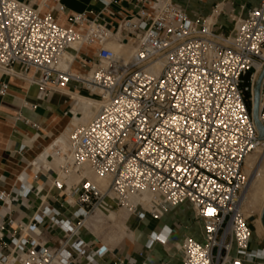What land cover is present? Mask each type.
Wrapping results in <instances>:
<instances>
[{
	"label": "built area",
	"instance_id": "2783aa9c",
	"mask_svg": "<svg viewBox=\"0 0 264 264\" xmlns=\"http://www.w3.org/2000/svg\"><path fill=\"white\" fill-rule=\"evenodd\" d=\"M97 1L100 12L70 13L64 24L48 0H0V72L15 75L19 64V74L38 87L40 99L73 86L99 103L91 121L73 126L65 143L57 139L52 145V155L63 159L54 185L73 198L82 219L130 205L132 198L137 200L132 213L156 220L190 203L204 240L185 238L179 245L182 264L263 260L264 250L251 249L253 231L240 199L249 181L245 162L264 145L252 112L264 66V0L240 14L228 34L214 30L219 5L211 16L193 18L176 0H134L135 12L115 22L118 0ZM59 10L67 12L63 5ZM115 37L134 46L128 59L110 47ZM92 45V52L86 50ZM67 51L73 58L62 69L60 57ZM9 88L2 81L0 96ZM260 100L264 126V80ZM87 170L108 179L107 187L90 179ZM74 175L78 181H71ZM144 194L151 195L147 204ZM5 197L0 192V199ZM46 213L65 233L59 249L13 239L20 254L0 252V264L71 262L66 248L84 221L72 224L57 219L58 212ZM6 223L0 224V239ZM70 246L91 264L106 254L104 248L86 253L82 239Z\"/></svg>",
	"mask_w": 264,
	"mask_h": 264
},
{
	"label": "crops",
	"instance_id": "0c3cea01",
	"mask_svg": "<svg viewBox=\"0 0 264 264\" xmlns=\"http://www.w3.org/2000/svg\"><path fill=\"white\" fill-rule=\"evenodd\" d=\"M21 1L38 3L40 0ZM48 1L57 19L64 24H67V14L84 11L96 14L102 9L97 0ZM133 1L118 0L113 5L115 22L135 12ZM176 3L185 7L193 18L211 16L215 6L219 5L214 30L228 34L234 29L237 17L258 5L259 0H176ZM62 5L67 12L59 10ZM20 70L21 66L16 64L15 75L0 72V83L5 81L10 85L9 91L0 96V192L6 194L3 200L0 199V224L6 223L8 218L14 221L12 225L6 223L0 239V252L8 254L11 250L13 256L20 254L13 239L15 242L36 239L59 249L65 233L47 215L48 210L58 212L57 219L72 224L82 219L76 215L78 207L74 200H69L65 190L54 185L60 164L52 155V145L74 118V98L69 93L75 92L74 87L52 91L40 99L38 87L22 77ZM31 105L36 108L31 109ZM121 209L115 207L98 212L108 216L114 211L120 214ZM93 214L82 219L85 222L78 236L69 242L66 249L72 252L73 259L68 264H91L71 248L70 245L78 239L85 241L86 253L99 248L106 250L103 257L95 258L97 264H182L183 252L179 245L185 238L204 240L202 223L193 219V209L188 202L171 208L158 220L149 213H130L124 218V234H100ZM31 224L36 225L35 231L30 229ZM262 232L256 234L253 231L252 250H264ZM258 263L264 264V259L247 264Z\"/></svg>",
	"mask_w": 264,
	"mask_h": 264
},
{
	"label": "rangeland",
	"instance_id": "374dc122",
	"mask_svg": "<svg viewBox=\"0 0 264 264\" xmlns=\"http://www.w3.org/2000/svg\"><path fill=\"white\" fill-rule=\"evenodd\" d=\"M124 45H127V44H124ZM251 73H252V70L249 71L248 74L244 77L245 83L243 84V86L249 84ZM263 146L260 148L263 149ZM260 148L257 149L252 154H250L249 157L247 158L249 160H246L245 162L244 170L246 171L249 178H251L250 177L252 173L251 171L252 170L254 171L255 169L256 171L260 170L261 173L264 175V156L262 155V150ZM254 159L255 161H253ZM87 176L92 180L95 178V176L90 173H88ZM263 179H264V176L262 177V180ZM262 180L256 181L254 185L252 182L250 183V180H249V183L241 197L243 213L245 217L247 218L248 222L250 223L252 230L254 231V233L256 232V234L259 232V229L261 231H264V224L262 223V220H261L263 209H264V193H263L264 192V180L263 181ZM130 213L132 212H129L128 210L124 208L121 209L120 214L114 211V212H111L108 216L97 211L96 213L93 214L94 215L93 218L95 222L97 221L98 223L97 225L99 227L97 231L100 234H124V231H125V225L123 223L124 218ZM193 219L197 221L195 216L193 217ZM262 234H264V232H262Z\"/></svg>",
	"mask_w": 264,
	"mask_h": 264
},
{
	"label": "bare ground",
	"instance_id": "6f19581e",
	"mask_svg": "<svg viewBox=\"0 0 264 264\" xmlns=\"http://www.w3.org/2000/svg\"><path fill=\"white\" fill-rule=\"evenodd\" d=\"M213 18V17H212ZM214 19V18H213ZM60 22V21H59ZM117 36L120 37V34H118ZM124 44H127V45H124ZM122 44L121 41H119V38L115 37L111 43H110V47L112 48V50L119 56V57H122V58H125V59H128L132 53L134 52V46L131 44V42L129 43H124ZM129 45V46H128ZM79 46V42H76L73 44V47L74 48H78ZM91 49H95L96 48V45H92L90 47ZM89 48H86V50H88ZM73 58V53L71 51H67V52H64L61 57H60V62H59V67L64 69L65 67H67V65L69 64V62H71ZM160 66L161 64H159L157 66V68L160 69ZM264 70V66L262 67V69L260 70V72H262ZM68 92V91H67ZM70 95L74 98V108H73V112L74 114H76L77 112H80L82 114V116L80 115H76L71 124L67 127L66 131L58 138L59 142H63L65 143L66 142V139L68 137V134H69V131L72 129L73 126L77 125V124H80V123H88L89 121L92 120V118L96 115L97 111H98V108H99V103L95 100H92V99H89L87 98L86 96L84 95H81L79 93H76V92H69ZM254 103L258 105V107L260 108L261 106V100L260 99H256L254 98ZM70 115V114H68ZM258 118L260 119L259 117V113H258ZM50 147V146H49ZM259 149V148H258ZM261 149V148H260ZM262 150V155L264 156V146H263V149ZM260 152V151H259ZM249 157V156H248ZM55 159L58 160V164H61L63 162V159L62 157H55ZM56 160V161H57ZM249 160V159H247ZM252 160V159H250ZM55 161V163H56ZM255 161V159L253 160ZM250 165V164H249ZM252 165V164H251ZM254 169V167H253ZM251 175L249 178L250 180V183L252 182L253 185L256 181H260L262 180V177L264 176L261 171H256V169L253 171H251ZM90 173V174H93L95 176V178L93 179V181L98 184L100 187L102 188H106L108 183H109V180L106 179V178H102V177H99L97 176L93 171L91 170H87L86 171V175ZM264 180V179H263ZM262 180V181H263ZM71 181H78V178L74 175L71 177ZM70 181V182H71ZM261 181V182H262ZM249 183V181H248ZM247 183V185H248ZM257 184V183H256ZM260 184V183H259ZM246 185V187H247ZM245 187V189H246ZM244 189V190H245ZM262 190V189H261ZM263 191V190H262ZM244 192V191H243ZM259 192V191H258ZM264 193V192H263ZM243 194V193H242ZM262 195V194H261ZM259 196V195H258ZM261 197V196H260ZM263 198V197H262ZM142 199L144 201V203L147 204L148 201L151 200V195L150 194H144L142 196ZM73 200V198H72ZM137 200L135 198H132L130 200V205H127L125 207H122L126 210H128L129 212H133L132 209H134V205L136 204ZM132 205V207H130ZM240 207H241V211L243 212L242 210V200L240 199ZM261 220H262V223L264 224V209H263V213H262V217H261ZM85 222V221H84ZM261 230L259 229V232L260 233ZM9 264H13V259L10 260V263Z\"/></svg>",
	"mask_w": 264,
	"mask_h": 264
},
{
	"label": "water",
	"instance_id": "95a60500",
	"mask_svg": "<svg viewBox=\"0 0 264 264\" xmlns=\"http://www.w3.org/2000/svg\"><path fill=\"white\" fill-rule=\"evenodd\" d=\"M263 80H264V70L259 74L258 80L254 88V98H256L257 100L261 98V89H262ZM259 109L260 108L258 107V105L255 104L253 101V108H252L253 117L257 124L260 137L264 139V126L262 125L260 119L258 118Z\"/></svg>",
	"mask_w": 264,
	"mask_h": 264
}]
</instances>
